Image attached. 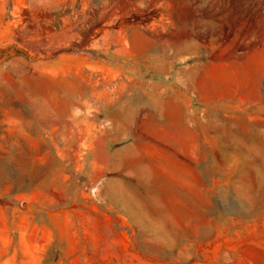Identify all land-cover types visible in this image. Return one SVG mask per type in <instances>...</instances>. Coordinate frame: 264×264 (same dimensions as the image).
I'll return each instance as SVG.
<instances>
[{"label":"rangeland","instance_id":"rangeland-1","mask_svg":"<svg viewBox=\"0 0 264 264\" xmlns=\"http://www.w3.org/2000/svg\"><path fill=\"white\" fill-rule=\"evenodd\" d=\"M0 264H264V0H0Z\"/></svg>","mask_w":264,"mask_h":264},{"label":"bare ground","instance_id":"bare-ground-1","mask_svg":"<svg viewBox=\"0 0 264 264\" xmlns=\"http://www.w3.org/2000/svg\"><path fill=\"white\" fill-rule=\"evenodd\" d=\"M136 99V98H135Z\"/></svg>","mask_w":264,"mask_h":264}]
</instances>
